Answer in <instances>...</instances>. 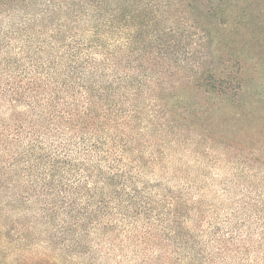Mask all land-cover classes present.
<instances>
[{
	"label": "trees",
	"instance_id": "trees-1",
	"mask_svg": "<svg viewBox=\"0 0 264 264\" xmlns=\"http://www.w3.org/2000/svg\"><path fill=\"white\" fill-rule=\"evenodd\" d=\"M244 1L0 0V264H264L255 151L216 121L245 62L201 67Z\"/></svg>",
	"mask_w": 264,
	"mask_h": 264
},
{
	"label": "rangeland",
	"instance_id": "rangeland-1",
	"mask_svg": "<svg viewBox=\"0 0 264 264\" xmlns=\"http://www.w3.org/2000/svg\"><path fill=\"white\" fill-rule=\"evenodd\" d=\"M243 3L251 6L246 16L248 22L242 23L241 17L243 15L240 7H233L227 11V16H224V11L220 13V17H225L226 23L222 24L224 20L220 19L218 23L215 21L212 24V30L216 33L219 42L218 44L212 43L211 49L206 52L207 56L202 60L201 67L206 72L215 69L228 73L231 69L229 65L225 64V61L227 57L233 55V52L240 55L241 60L245 62L244 76L247 80L248 90H246V95L240 100L239 105L233 108L236 116L229 120L223 117L225 114L220 112L217 113L216 121L222 122V127L228 131L227 134L221 133L220 139L222 141L223 139H231L227 138L230 137L228 135L235 134L236 143L240 144L243 140L248 142V144H241L237 149L238 153L249 154L255 151V160L257 161L255 167H258L257 176L248 185L257 189L260 195V203L264 204V174L262 173L264 172V97L257 98L264 95V0H246ZM216 151L218 154L222 152L220 149ZM203 162L207 163L205 160ZM258 163L259 166H257ZM237 170H239L238 166L234 168L220 162L212 166L210 172L214 180H211L215 186L211 189L212 192L207 194L209 200H215L217 203L227 201L220 193L225 187V179H228ZM237 183V179L230 181V185ZM254 231L256 232L257 229ZM257 233H261V231L258 230ZM15 251L8 249L7 255L9 257L7 260L5 257L3 262L11 264L13 255H17ZM31 252L35 255H42L44 250L35 247ZM48 254L51 259L56 258L53 250ZM72 264L79 263L73 261Z\"/></svg>",
	"mask_w": 264,
	"mask_h": 264
}]
</instances>
